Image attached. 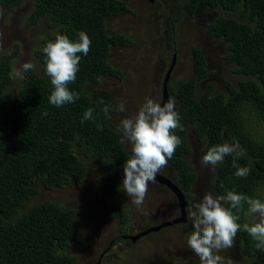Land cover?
Instances as JSON below:
<instances>
[{
	"label": "trees",
	"instance_id": "trees-1",
	"mask_svg": "<svg viewBox=\"0 0 264 264\" xmlns=\"http://www.w3.org/2000/svg\"><path fill=\"white\" fill-rule=\"evenodd\" d=\"M24 1L0 0V7L15 10ZM179 1L183 4L180 20L187 12L193 16L200 7L241 13V18H217L208 24V29L226 44V62L244 79L237 84L225 79L226 90L216 91L212 83L209 90L199 94V81L209 77L211 71L203 50L193 48L192 76L169 85L184 130H175L182 143L168 160V168L174 169L177 183L191 195L198 175L190 159V137L203 144L202 155L213 145L239 142L245 155L237 162L241 167H250L249 175L236 177L234 154L227 155L215 171L212 187L218 195L235 191L262 198L264 135L258 127L264 126V0ZM130 11L128 0L35 1L29 26L48 19L54 33L67 35L75 42L78 33L84 31L91 40L88 54H78L81 60L76 81L68 85L79 93L74 103L60 107L50 104L53 86L45 72L43 48L37 50V65L23 73V87L14 95L10 92L14 80L11 73L21 55L20 45L16 43L0 56V264H78L66 249L75 240H83L78 217L87 211L54 200H41L31 207L28 204L41 186L53 189L71 183L82 185L89 174L87 158L99 170L97 185L110 198L113 216L130 225L121 181L123 166L131 153L121 143V134L113 123L114 100L109 93L102 96L94 91L106 78H124L123 70L111 59L115 49L132 45L134 38L122 32L111 33L108 23ZM54 33L45 38V45L54 40ZM161 94L162 89L159 100ZM104 104L110 106L108 117L102 111ZM89 108L94 109V119L84 120ZM97 124L103 125L102 131ZM247 209L245 203L235 213L241 225L252 224ZM256 243L241 228L233 244L249 260H228L226 264H264V249H257Z\"/></svg>",
	"mask_w": 264,
	"mask_h": 264
},
{
	"label": "rangeland",
	"instance_id": "rangeland-1",
	"mask_svg": "<svg viewBox=\"0 0 264 264\" xmlns=\"http://www.w3.org/2000/svg\"><path fill=\"white\" fill-rule=\"evenodd\" d=\"M35 1L25 0L15 10L0 7V56L11 51L18 43L21 55L14 63L16 69H21L25 62H31L35 67L37 50L45 46V38L55 31L48 19H43L37 25H28V18ZM128 1L131 11L126 15L110 19L108 23L111 33L122 32L134 38L132 45L115 49L111 59L123 70L124 78H106L94 88L97 95L103 96L104 93H109L114 100L115 109L120 103H124V112L114 110V126L118 128L123 118L136 114L146 98L160 103L162 81L173 58V46L168 44V40L169 43L172 40V35L177 43L178 57L171 85L192 76L195 46L200 47L205 53L211 71L209 77L199 81L197 89L199 94L209 90L212 83L216 85L215 89L218 91L226 90L225 79H229L234 84L244 79L243 76L233 72L232 64L226 62V44L214 37L208 29V24L217 18L229 16L241 18V13L229 12L223 8L209 11L201 7L193 16L187 12L185 18L180 20L179 0H158L156 5L150 0ZM23 84L24 78L14 77L10 92L13 95L17 94ZM257 126L258 124L255 125ZM258 128L264 135V126ZM190 143L192 147L190 159L198 175L192 194H188V199L194 205L208 192L218 196L212 187V181L219 164L215 168L211 165H203L201 162L203 144L193 136L190 137ZM91 162L90 159H86L89 174L82 185L71 183L66 187L53 189L41 186V191L28 204L31 207L41 200H54L87 211V215H80L79 218L82 229L80 234L85 237L87 248L79 241H74L66 252L74 255L79 264H82L87 256L88 261L91 262L89 264H200L199 257L187 245L186 237L193 230L189 222L186 227L184 224H174L166 231L154 232L136 243L123 241L121 248H114L117 256L111 260L107 257L99 263V252L92 253V250L96 246L103 245L105 239L111 241L117 232L116 229L122 223L121 219L114 218L109 203L101 194L96 179L99 170ZM163 172L169 177L177 178L175 171L168 166L163 168ZM129 200L132 203L130 197ZM259 200L264 202V194ZM143 203L140 207L135 204L132 206L134 227L132 233L142 229L145 221L143 213L148 214L151 222L155 224L154 222L166 220L178 210L177 199L172 190L151 182L148 183V192ZM251 219L252 223L258 222L259 215L251 214ZM218 254L224 258L225 264L228 260L235 262L249 260L236 244Z\"/></svg>",
	"mask_w": 264,
	"mask_h": 264
},
{
	"label": "clouds",
	"instance_id": "clouds-1",
	"mask_svg": "<svg viewBox=\"0 0 264 264\" xmlns=\"http://www.w3.org/2000/svg\"><path fill=\"white\" fill-rule=\"evenodd\" d=\"M53 35L54 40H49L42 51L45 54V72L50 77L53 86L49 102L60 107L74 103L79 99V93L71 91L68 85L76 81L81 60V56L78 54H88L91 40L84 31L78 33V40L75 42L70 40L67 35H61L59 32ZM33 68V63L25 62L21 69L13 68L11 75L23 79V73L33 70ZM115 110L124 112V103H120ZM102 111L108 117L110 106L104 104ZM93 112L94 109L89 108L84 113L83 119H94ZM44 115L46 116L47 112ZM97 128L102 131L103 125L97 124ZM177 129L184 130L176 110V100L171 96L163 104L161 101L158 103L154 99L146 98L136 114L120 121L116 131L121 133V143H125L131 153L123 166L124 180L123 183L121 181V191L122 195L127 194L137 207L144 204L148 192V183L156 181L157 173L169 179L172 178L160 171L168 166V160L173 157L177 146L182 143L181 138L174 134ZM232 154H234L232 167L236 169L234 175L238 178L247 177L250 173V167H241L237 162L239 158L245 155L239 142L231 144L225 142L209 147L201 162L205 166L211 165L215 168L217 164L223 163L227 155ZM173 182L181 188L177 181ZM183 191L185 192V190ZM101 194L108 197L102 192ZM185 194L190 205L188 193L185 192ZM174 197L177 199L175 195ZM177 203H179L178 199ZM245 203L248 205L247 214L259 215L258 222L251 225L249 223L241 225L237 222L240 216L235 213H239ZM189 205L187 206V219L193 230L186 237L187 245L199 257L200 264H225L224 258L218 253L233 247L234 239L241 228L257 242V249H264V202L261 200L244 194H237L235 191H227L225 195L218 196L208 192L199 202L190 207ZM226 205H230V207ZM178 209L181 215L179 204Z\"/></svg>",
	"mask_w": 264,
	"mask_h": 264
},
{
	"label": "flooded vegetation",
	"instance_id": "flooded-vegetation-1",
	"mask_svg": "<svg viewBox=\"0 0 264 264\" xmlns=\"http://www.w3.org/2000/svg\"><path fill=\"white\" fill-rule=\"evenodd\" d=\"M151 1V3L153 4V5H156L157 3V1L158 0H150ZM181 5H183V4H181ZM181 7V6H180ZM201 8V7H200ZM172 29V28H171ZM168 44H171L172 46H173V54L176 52V50H177V47H176V45H177V43H176V41L173 39V35H172V40H171V42L169 43V40H168ZM176 66V65H175ZM169 67H170V64H169V66L167 67V69H166V72L168 71V69H169ZM166 74V73H165ZM165 76V75H164ZM172 76L173 75H171V77H170V81H169V85H171V78H172ZM101 84V83H100ZM172 179V181H175L176 182V178H171ZM123 180H124V177H123V179H122V183H123ZM151 183H154V184H158V185H161V184H159L158 182H156V181H150ZM162 186V185H161ZM104 198L106 199V201L109 203V205H110V209H111V213H112V202H111V200L109 199V197H105L104 196ZM123 201L125 202V206H124V209H126V211H127V213L129 214V224L130 225H128V224H124L123 222H122V220H121V225H120V227L118 228V229H116L117 230V232L115 233V236L111 239V241H109V240H106L105 239V243L103 244V245H99V246H96V248H94L93 250H92V253H97V252H99V263L101 262V261H104V259L105 258H107L108 257V260H111L113 257H115V256H117L118 254L116 253V251L114 250V248H119L120 247V245H122L123 244V241H125L126 243L127 242H132V243H135V242H133L132 241V238H131V236L132 235H135L137 232H133L132 233V229L134 228L133 227V221H132V218H133V211H132V206L134 205L133 203H131L130 202V200H129V197L127 196V194H125L124 196H123ZM190 206H192V203L190 202V205H189V207ZM188 207V208H189ZM87 215L88 213H83V214H81V216L82 215ZM144 215H143V217H144V219H145V221H144V223H143V226H142V229L140 230V231H142V230H145V229H148V228H150V227H152V226H156V225H158V224H161L162 222H164V221H167V220H171L172 218L173 219H175V218H178L179 216H180V214H179V209L176 211V212H173L172 214H171V216H169L171 219H169V217L166 219V220H161V221H157V222H154L155 224H153L152 222H151V220L149 219V215L148 214H145V213H143ZM113 215V214H112ZM79 218H80V216L78 217V223H79ZM114 218H118V217H115L114 216ZM120 219V218H119ZM158 219H161L160 217H158ZM189 221H188V219H187V222H182V223H180V224H184V226L186 227L187 226V223H188ZM190 223V222H189ZM139 225V224H138ZM176 225V224H175ZM171 226H173V225H171ZM171 226H167V227H162L159 231H156V232H159V233H161V232H164V231H166L168 228H170ZM79 227H80V224H79ZM136 229V228H135ZM81 227H80V232H81ZM132 230V231H131ZM139 232V231H138ZM152 233H154V232H150V233H148L147 235H145V236H143V237H146V236H149L150 234H152ZM156 234V233H155ZM143 237H141V238H143ZM141 238H139V239H137V240H140ZM102 239V238H101ZM77 241H79L81 244H83V246L85 247V248H87V244L84 242L85 241V237L83 238V240H77ZM121 248V247H120ZM89 254V253H88ZM88 256L86 257V258H84V262L82 263V264H89V263H91V262H89L88 261ZM87 260V261H86Z\"/></svg>",
	"mask_w": 264,
	"mask_h": 264
},
{
	"label": "water",
	"instance_id": "water-1",
	"mask_svg": "<svg viewBox=\"0 0 264 264\" xmlns=\"http://www.w3.org/2000/svg\"><path fill=\"white\" fill-rule=\"evenodd\" d=\"M176 61H177V52L174 53L172 63H171V65H170V67H169V69H168V71L164 77V80L162 82L161 104L167 102L168 99L170 98L169 81H170V77L174 71ZM155 180L158 181L159 183L163 184V185H167L173 191L174 195L178 199V202H179L178 204H179V207L181 210V215L178 218L165 221L159 226L150 227L148 229H145V230L138 232L135 235H132L131 238H132L133 242H136L137 239L147 235L148 233H150L152 231H157V230L161 229L162 227L170 226V225H174V224H180L182 222L187 221V206L189 205V202L187 200L185 192L177 184H175L171 179H169L168 177H166L164 175L157 173Z\"/></svg>",
	"mask_w": 264,
	"mask_h": 264
}]
</instances>
